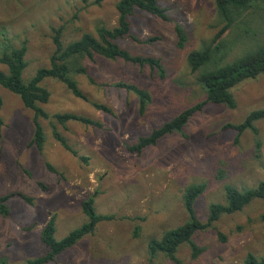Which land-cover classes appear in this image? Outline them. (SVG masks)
Segmentation results:
<instances>
[{"label":"rangeland","instance_id":"obj_1","mask_svg":"<svg viewBox=\"0 0 264 264\" xmlns=\"http://www.w3.org/2000/svg\"><path fill=\"white\" fill-rule=\"evenodd\" d=\"M94 1L0 0V52L7 43L26 45L23 81L48 67L55 49L53 29L62 28L61 40L67 45L83 34L96 37L98 26L116 25L119 0H102L98 5ZM156 1L170 22L139 11L129 22L131 36L140 41L158 40L139 44L126 38L117 44L132 56L158 59L164 78L147 66L97 56L85 59L82 64L87 75H76L74 80L87 102L75 98L60 82L45 79L41 86L50 97L39 106L49 118L38 119L45 136L41 150L32 144L33 111L0 87V197L12 195L6 202L9 215L0 216V257L11 264L44 253L40 232L50 216L55 217L57 240L86 222L80 205L90 196L95 212L112 219L99 223L92 235L50 264H148V242L187 221L181 198L187 186L205 185L194 203L197 219L204 222L209 205L224 203L225 185L243 190L264 181V119L255 123L256 135L247 130L238 138L235 131L224 129L227 124H240L250 112L264 109V75L232 89L234 109L206 104L189 119L183 135L165 136L140 154L128 151L139 137L205 100L186 58L209 44L223 26L214 0ZM174 24L182 26L187 35L182 49L176 47ZM219 41L230 47L225 62L263 44L264 4L237 14ZM0 70L6 72V67L0 64ZM118 82L135 85L150 95L144 114H139L138 99L132 92L114 87ZM92 103L107 107L111 114L95 109ZM64 113L101 126L70 121L63 127L53 116ZM52 125L77 156L53 138ZM256 142H260L259 151ZM79 156L87 158V163ZM263 214L264 199L255 200L240 212L221 216L213 229L197 233L194 242L202 253L196 259L189 246L182 245L177 262L158 255L155 263L244 264L249 253L263 257Z\"/></svg>","mask_w":264,"mask_h":264},{"label":"trees","instance_id":"obj_2","mask_svg":"<svg viewBox=\"0 0 264 264\" xmlns=\"http://www.w3.org/2000/svg\"><path fill=\"white\" fill-rule=\"evenodd\" d=\"M101 1L95 0L94 2L98 5ZM259 4H264V0H214L217 16L223 26L209 44H204L199 50L191 51L186 58L190 71L197 74L196 81L205 94V100L200 104L183 110L171 120L153 129L147 136L139 137L135 145L128 147L129 152L140 154L144 149L155 146L165 136L172 134L183 135V128L189 119L206 104L223 106L228 109L236 107L232 89L244 81L254 80L264 75V43L254 49L244 51L242 55L231 62H225L230 52V47L224 45L222 41H217L234 24L237 14ZM115 10L117 13L116 25L113 28L98 26L95 31L96 37L90 34H83L78 40L64 45L61 40L62 28L53 29L52 43L55 49L49 58L48 67L39 68L34 76L27 81L22 79V73L27 66L25 61L26 45L23 43L19 47H15L7 43L2 47L0 64L6 67V72L0 70V87L18 96L23 106L33 111L34 135L32 144L38 150H41L45 139L38 119L49 118L48 114L39 106L47 104L50 97L49 92L41 86L45 79H54L60 82L75 98L87 102L86 96L74 80L76 75H87L86 68L82 64L85 59L91 60L97 56L109 61L121 60L124 63L139 66L140 68L147 66L157 77L164 78L165 70L158 59L132 56L121 48L117 42L126 38H131L139 44L155 42L158 40L156 37L140 41L131 36L129 18L134 15L135 11H139L162 22H170L166 10L161 8L156 0H119L115 5ZM174 33L176 36V47L182 49L187 42L186 32L182 26L174 24ZM114 87L132 92L138 99L139 114H144L151 101V97L146 91L124 82H118ZM92 106L99 111L111 114V110L103 105L92 103ZM1 107L2 99L0 98V109ZM263 119L264 109L255 110L250 112L240 124H227L224 129L235 131L238 138L247 130L256 135L255 123ZM53 120L63 127L70 121L94 127L101 126L90 119L67 113L55 114ZM2 126L3 121L0 117V131ZM52 135L66 151L73 156H77L76 151L68 146L66 140L59 134L54 125H52ZM259 148L260 142H256V150L259 151ZM79 160L87 163V158L85 157L79 156ZM46 166L49 171L55 172L49 164H46ZM204 191V184H192L183 190L181 198L183 208L188 216L187 221L182 225L163 232L160 239H152L148 242V264H156L155 260L158 255H163L169 260L177 262L176 254L182 245L189 246L191 257L196 259L202 253V249L195 244V235L199 232L213 229L214 223L221 216L235 214L242 211L253 201L264 199V181L258 183L255 187L243 190H237L230 185H225L224 203L209 205L206 220L201 222L195 215L194 203ZM18 196L25 202L31 203V199L23 195ZM11 197L12 195L0 197V216L7 217L9 215L6 202ZM93 204L94 197L92 196L81 202L80 206L86 217V222L70 231L60 240L54 237L56 231L55 217L53 215L50 216L40 232V241L45 247L44 253L19 264H50L83 238L92 235L99 223L112 219L111 216L97 214ZM261 218L264 221V214ZM221 239L224 238L221 237ZM0 264L11 263L7 258L0 257ZM244 264H264V256L258 258L249 253L245 257Z\"/></svg>","mask_w":264,"mask_h":264}]
</instances>
